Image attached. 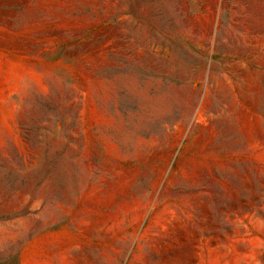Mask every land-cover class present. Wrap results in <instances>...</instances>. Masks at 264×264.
<instances>
[{
  "label": "rangeland",
  "instance_id": "374dc122",
  "mask_svg": "<svg viewBox=\"0 0 264 264\" xmlns=\"http://www.w3.org/2000/svg\"><path fill=\"white\" fill-rule=\"evenodd\" d=\"M0 264H264V0H0Z\"/></svg>",
  "mask_w": 264,
  "mask_h": 264
}]
</instances>
